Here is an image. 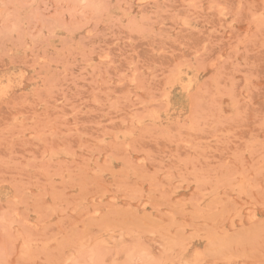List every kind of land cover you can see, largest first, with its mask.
Wrapping results in <instances>:
<instances>
[{
    "label": "rangeland",
    "instance_id": "374dc122",
    "mask_svg": "<svg viewBox=\"0 0 264 264\" xmlns=\"http://www.w3.org/2000/svg\"><path fill=\"white\" fill-rule=\"evenodd\" d=\"M0 264H264V0H0Z\"/></svg>",
    "mask_w": 264,
    "mask_h": 264
}]
</instances>
